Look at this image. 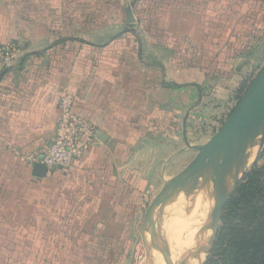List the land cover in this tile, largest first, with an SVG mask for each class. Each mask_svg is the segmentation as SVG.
Masks as SVG:
<instances>
[{
  "label": "crops",
  "instance_id": "crops-1",
  "mask_svg": "<svg viewBox=\"0 0 264 264\" xmlns=\"http://www.w3.org/2000/svg\"><path fill=\"white\" fill-rule=\"evenodd\" d=\"M86 1L0 0V44L12 47L9 66L0 72V196L10 185L31 184L37 192L25 201L40 200L35 215L60 221L81 212L90 197L81 239L97 220L88 243L118 242L150 192L170 183V161L181 152L177 122L185 138L191 113L209 100L202 85L232 76L227 85L236 79V91L242 86L253 33L264 24V0L260 6L231 0L227 7L224 0H189L187 7L175 6L176 0H111L114 15L99 22L82 15ZM97 24L104 27L97 30ZM119 24L124 27L115 35L104 34ZM102 40L107 43L96 42ZM66 95L73 112L95 129L94 138L69 169L34 177L24 158L53 141ZM251 131L246 148L225 158L226 174L233 172L228 184L252 144Z\"/></svg>",
  "mask_w": 264,
  "mask_h": 264
},
{
  "label": "rangeland",
  "instance_id": "rangeland-1",
  "mask_svg": "<svg viewBox=\"0 0 264 264\" xmlns=\"http://www.w3.org/2000/svg\"><path fill=\"white\" fill-rule=\"evenodd\" d=\"M242 1L245 2L247 0ZM252 1H256L257 5L260 6V2L263 0ZM114 4L111 0L86 1L82 3L81 12L82 15L88 16L89 14L91 17L94 16L99 22L101 19L111 18L114 15L111 12V6L113 5L114 7ZM174 5L177 7H187L189 0H176ZM243 18L247 23L254 22L253 20L252 22L247 21L249 20L247 17ZM260 21L259 25L263 22L262 18ZM226 26L225 24L223 28H226ZM95 27L97 30H100V28L104 27V24H97ZM123 27L122 24L112 25L107 31L97 32V34L99 35L104 32L105 35L109 33L107 36L115 35ZM260 28L256 33H253L255 40L252 43L254 47L251 52L252 56L249 58V64L246 65L240 77L241 79L245 78L244 80L248 82L246 86L252 85L254 81L258 80L262 75L264 76V24ZM99 36L102 37L104 35ZM96 42L101 45L107 43L105 40ZM230 78L228 77V80L225 81L219 80V77L215 78L212 84L214 86L219 84L217 86L219 88H214L210 83L202 85L203 92L209 91V100L203 99L202 104L191 113V118L186 124L185 138L183 136V123L177 122L175 145L177 150H181V152L177 151L178 153L176 152V155L171 159L170 162L172 163L169 175L171 177L170 182L173 184L176 179H180L181 183L177 185L178 188L184 183L185 186L178 191H176L177 188L172 189L166 194V196L172 194V199L154 211L151 223L147 227H144L147 214L152 204L156 201L157 196L161 193L159 191L161 186L157 187L155 192H150L149 198L142 202L139 217L130 219L131 223L128 224L130 232L122 236L123 240L111 242L109 239L105 241L103 238H98L99 240L95 239L96 243L91 242L89 244V237L82 240V233H79V229L84 225L91 210L89 207V204L92 206L90 197L88 198L89 204L87 203V206L81 212L77 211L75 213L74 211L69 216L66 215L62 221L58 218L56 219V217L47 220L41 215L37 217L34 213V209L41 206L39 199H36L34 202L29 201L28 203L25 201L27 193L35 194L37 192L36 188L31 186V184L19 185V188L10 185L5 188L4 194L0 196V264H165L160 253H149L148 250H151L152 247L151 245H148V249L145 247L142 233L145 232L148 244H151V239H153L156 245L163 249L171 258V254L180 256L182 253L181 247H183L184 243H178L177 240L188 241L191 235L193 236V234L197 233L195 232L197 229H199V233H197L196 237L198 238L200 234L204 237V242L206 243L205 250L209 242L202 261L204 262L209 250L211 251L215 229L220 226V222L217 225L213 216L216 204V181L213 179V173L209 169L206 168L202 171L213 181H211V186L213 185L211 190L213 198L212 205L208 211V217H199L192 212L191 206L193 205L187 201L189 196L195 192V183L198 179L197 172L190 173L189 169L197 167L199 160L206 157L205 151L207 150V146L220 133L221 129L229 123L231 116L234 115V111L239 106L240 102L238 103L236 98L239 94V90L236 91L239 85L236 89L234 88L238 80H231L229 83L231 86H229L227 82H229ZM227 87L229 89H226ZM220 88H225L229 91L225 92V90ZM219 93L223 94V96ZM245 94L243 93L242 95ZM205 96L208 95L205 94ZM245 136L247 137L248 133ZM263 136L264 133L255 139L257 148L254 154L255 158L236 181H239L245 172L251 170L253 164L257 168H264ZM185 139L187 145L185 144ZM218 146V141L211 146L210 159L217 158L222 153L217 148ZM209 162L210 160L207 162V165ZM238 181L232 191L226 195L225 201L220 205L219 208L222 212L229 198L234 193ZM204 222L206 229L204 228ZM56 224L66 226L61 227L60 230L57 226H51ZM206 230L208 233L205 232ZM83 246L86 248H79ZM204 249L201 251L199 258L204 254ZM199 258H195L193 261Z\"/></svg>",
  "mask_w": 264,
  "mask_h": 264
},
{
  "label": "trees",
  "instance_id": "trees-1",
  "mask_svg": "<svg viewBox=\"0 0 264 264\" xmlns=\"http://www.w3.org/2000/svg\"><path fill=\"white\" fill-rule=\"evenodd\" d=\"M230 1L224 0V6ZM247 84L244 81L239 89L238 103L250 86ZM95 224L97 220L88 224L84 236L93 233L98 225ZM203 264H264V168L254 166L238 181L223 209L215 241Z\"/></svg>",
  "mask_w": 264,
  "mask_h": 264
},
{
  "label": "bare ground",
  "instance_id": "bare-ground-1",
  "mask_svg": "<svg viewBox=\"0 0 264 264\" xmlns=\"http://www.w3.org/2000/svg\"><path fill=\"white\" fill-rule=\"evenodd\" d=\"M263 95H264V80L260 79L256 82V84L254 85V87L252 88V90L250 91V93L247 95L244 102L242 103L241 109L239 111V115L241 117H244L249 111V109L252 107L254 102L256 100H260L263 97ZM250 131H251L252 144L250 145V148L246 151V153L243 154L242 159L240 161V166L237 168L238 171L236 170L237 172L234 174V176L232 177L231 181L228 184V180L232 176L233 172H229L228 174H226L224 169L226 159H229L232 156H234L237 152H239L238 150L241 149L243 151L246 148L247 137L245 135ZM263 133H264V117L254 122L246 131L242 132L241 134L229 136L224 139L223 144L221 146L222 153L217 158L216 157L211 158L209 164L206 165L200 171V173H198V177H197L198 179L195 183L196 185L195 192L192 194L190 193L191 195L187 199L188 203L193 205L191 206L192 207L191 209L195 215H198L199 217L201 216L202 218L204 217L207 218L208 217L207 215L209 214L208 211L210 210V207L212 205L211 204L213 198V192L211 191L213 186V185L211 186L212 180L210 179V177H207L208 175L206 176L204 172L202 173V171L207 168L209 169V171L213 173L212 174L210 172L213 176V179L216 181V201L219 198L221 199L219 204L220 206L225 201L226 195H228L234 188L236 182L238 181V180L236 181V179L239 178V176H241L242 172L255 158L254 154L256 153V149H257L255 144V139L261 136ZM215 208H216V204H215ZM188 224L190 225L189 222ZM204 228L206 229L205 222H204ZM197 230L195 232L199 233V229ZM205 232H207V230ZM197 233L193 234V236L191 235L190 241L186 243L185 246L181 247L182 253L180 254V256L173 255L170 252L172 262L174 264H201L205 256V253L208 249L209 242L205 250L204 246L206 245V243L204 242V237L201 236L200 234L197 238L196 237ZM203 249L205 250V252L199 258L201 251ZM195 258H199V259L193 261Z\"/></svg>",
  "mask_w": 264,
  "mask_h": 264
},
{
  "label": "built area",
  "instance_id": "built-area-1",
  "mask_svg": "<svg viewBox=\"0 0 264 264\" xmlns=\"http://www.w3.org/2000/svg\"><path fill=\"white\" fill-rule=\"evenodd\" d=\"M12 47L0 44V72L9 66ZM62 114L57 123L55 136L48 147L24 158L31 167L43 163L48 171L69 169L81 158L95 135V129L82 116L73 112L72 99L66 95L60 105Z\"/></svg>",
  "mask_w": 264,
  "mask_h": 264
},
{
  "label": "water",
  "instance_id": "water-1",
  "mask_svg": "<svg viewBox=\"0 0 264 264\" xmlns=\"http://www.w3.org/2000/svg\"><path fill=\"white\" fill-rule=\"evenodd\" d=\"M127 15H128V22L133 23L135 20H134L133 14H132V10L130 8L127 10ZM8 70H11V68ZM6 72H7V70H5L2 73L1 77L4 76V74ZM260 79L264 80V76L262 75L258 80H260ZM254 85L250 88V90L247 92V94L244 96V98L240 102L238 108L234 111V115L231 116V120L229 121V123L221 129L220 133L217 134L215 136V138L207 146V150L205 151L206 157L201 158L199 160V165L197 167L190 168L189 169L190 173L191 172L192 173L197 172V174H198L207 165V162L210 160V157H209L210 148H211V146L214 145L215 142H217V141L219 142V146L217 148H219L221 150V146H222L223 141L226 137L233 136L236 134H241L242 132L246 131L254 122H256L259 119H261L262 117H264V95L260 100H256L254 102V104L252 105V107L249 109V111L247 112V114L244 117H241L239 115V111L241 109L242 103L244 102L245 98L250 93V91L252 90ZM254 166L255 165L253 164V168H254ZM48 172H49L48 167L43 163H36L32 166V175L34 177L45 178L48 175ZM180 183H181L180 179H176L174 184L172 182H170L169 184H167L163 188L161 193L157 196L156 201L150 207L149 213L147 214V218H146V221L144 223V227H147L148 224L151 223V219H152L154 211L158 207H160L162 204H165L166 202H168L169 200L172 199V196H173L172 194L166 196V194L170 190L177 188L176 191H178L181 188H184L185 183L184 184L182 183L183 185L180 188H178L177 185ZM173 185H175V186H173ZM220 201H221L220 198L216 201V208L214 209V212H213V216L215 217V221H216L217 225L219 224L221 216H222V210H220V208H219L220 207L219 206ZM218 228L219 227H216V229H215L213 241L211 244V249H212L213 243L215 241ZM142 236H143V243H144L145 247L147 249H148V245H151V247H152L151 250L150 249L148 250L150 254H152L153 252H158L162 256V258L166 264H174L172 262V259L170 258V256H168L167 253H165V251L163 249L158 247L153 239H151V244H148V242L146 240L145 232L142 233ZM209 253H210V250H209L208 254ZM203 263L204 262H202L201 264H203Z\"/></svg>",
  "mask_w": 264,
  "mask_h": 264
}]
</instances>
